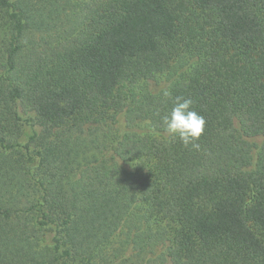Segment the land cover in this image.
<instances>
[{
    "label": "trees",
    "instance_id": "16d2710c",
    "mask_svg": "<svg viewBox=\"0 0 264 264\" xmlns=\"http://www.w3.org/2000/svg\"><path fill=\"white\" fill-rule=\"evenodd\" d=\"M0 264H264V0H0Z\"/></svg>",
    "mask_w": 264,
    "mask_h": 264
},
{
    "label": "clouds",
    "instance_id": "9594fccd",
    "mask_svg": "<svg viewBox=\"0 0 264 264\" xmlns=\"http://www.w3.org/2000/svg\"><path fill=\"white\" fill-rule=\"evenodd\" d=\"M163 95L165 98L171 96L167 91ZM192 105L191 98L175 97L171 112L163 115L161 121L170 139H178L185 147L198 149V141L205 132L206 120Z\"/></svg>",
    "mask_w": 264,
    "mask_h": 264
}]
</instances>
